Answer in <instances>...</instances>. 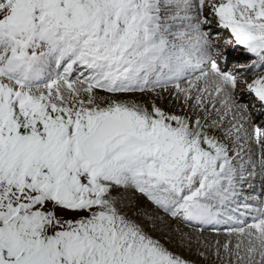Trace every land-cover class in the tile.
I'll return each instance as SVG.
<instances>
[{
    "label": "snow or ice",
    "instance_id": "6c2138e0",
    "mask_svg": "<svg viewBox=\"0 0 264 264\" xmlns=\"http://www.w3.org/2000/svg\"><path fill=\"white\" fill-rule=\"evenodd\" d=\"M201 262L264 264V0H0V264Z\"/></svg>",
    "mask_w": 264,
    "mask_h": 264
},
{
    "label": "rangeland",
    "instance_id": "374dc122",
    "mask_svg": "<svg viewBox=\"0 0 264 264\" xmlns=\"http://www.w3.org/2000/svg\"><path fill=\"white\" fill-rule=\"evenodd\" d=\"M231 65H229V67H230ZM176 222H173V224H175ZM181 228H184V226L183 225H179ZM184 230L185 231H192V229H190V228H184ZM193 259H195V257H193ZM201 264H202V262H201Z\"/></svg>",
    "mask_w": 264,
    "mask_h": 264
}]
</instances>
